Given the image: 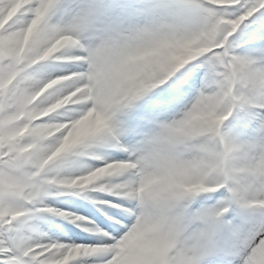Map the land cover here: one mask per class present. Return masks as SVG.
I'll return each instance as SVG.
<instances>
[{
	"label": "snow or ice",
	"instance_id": "6c2138e0",
	"mask_svg": "<svg viewBox=\"0 0 264 264\" xmlns=\"http://www.w3.org/2000/svg\"><path fill=\"white\" fill-rule=\"evenodd\" d=\"M0 264H264V0H0Z\"/></svg>",
	"mask_w": 264,
	"mask_h": 264
}]
</instances>
